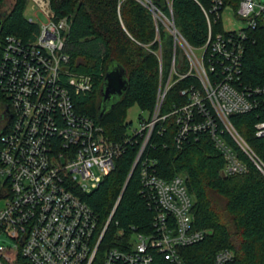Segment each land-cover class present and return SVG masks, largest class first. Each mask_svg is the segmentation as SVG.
Returning a JSON list of instances; mask_svg holds the SVG:
<instances>
[{
	"label": "built area",
	"instance_id": "2783aa9c",
	"mask_svg": "<svg viewBox=\"0 0 264 264\" xmlns=\"http://www.w3.org/2000/svg\"><path fill=\"white\" fill-rule=\"evenodd\" d=\"M27 2L46 21L37 23L33 40L24 42L9 35L3 43L0 90L10 106L2 109L7 116L0 126V200L4 202L0 264H192L187 249L208 235L195 227L194 197L186 176H159L157 161L146 156V150L157 126L162 124L158 132L162 134L167 120L174 118L177 147L208 136L225 160L222 176L249 173L241 154L264 174V163L231 120L259 107L264 94V87L242 81L245 32L264 19V4L237 0L236 13L246 27L215 35L210 14L222 19L225 7L234 4L212 0L209 11L202 7L209 33L200 47L192 46L179 32L173 14L167 17L151 7L155 20L174 39L171 70L167 79L161 74L152 115L141 121L139 129H129L124 141L113 142L101 124L76 109L74 94L92 92L93 79L69 70L65 53L69 19L55 16L51 0ZM179 55L188 63L183 73L177 69ZM186 79L191 83L180 91L184 103L173 104L162 115L170 90ZM255 129L256 136L264 139V121ZM129 147H138L130 176L139 167L140 193L154 208V220L147 232L130 230L125 235L119 231L120 245L101 256L102 242L121 198L102 231L98 215L84 198L100 187ZM212 264L238 262L233 250L222 249Z\"/></svg>",
	"mask_w": 264,
	"mask_h": 264
},
{
	"label": "trees",
	"instance_id": "16d2710c",
	"mask_svg": "<svg viewBox=\"0 0 264 264\" xmlns=\"http://www.w3.org/2000/svg\"><path fill=\"white\" fill-rule=\"evenodd\" d=\"M4 1L0 0V9ZM149 1L151 4L145 5L138 0H51L55 16L68 18L70 22L65 45L70 72L93 79L92 92L74 94L76 109L101 124L113 142L125 140L131 124L127 122V112L132 106L137 104L152 115L161 74L167 79L171 70L174 39L164 24L155 20L151 7L167 17L173 14L176 28L192 46H203L208 39V23L202 7L209 11L212 0ZM226 1H232L237 8V0ZM26 4L27 0H16L10 11H0L3 17L0 63L6 36L13 35L29 42L38 32V24L24 15ZM210 18L213 33H225L222 19L216 20L213 14ZM245 33L242 81L251 87H264V19ZM180 59L181 55L178 62ZM111 61L125 68L129 89L99 119L101 90ZM179 63L178 71L186 72V60L183 58ZM190 83L191 79H186L172 87L162 115L169 113L173 104L184 103L180 91ZM259 102L260 106L253 111L235 115L231 120L264 163V139L256 136L255 129L256 124L264 121V94ZM8 106L9 100L0 90V109ZM160 125L145 155L157 161V173L164 179L178 174L186 176L189 193L194 197L195 227L208 235L205 241L187 249L192 264H212L216 253L222 249L233 250L238 264H264L263 172L241 154L249 165V173L224 177L220 171L225 160L208 136L178 148L174 118L167 120V130L162 134L158 133ZM137 152L138 147H129L116 159L115 170L100 187L85 195V201L99 217L101 231L121 198L102 242L101 256L108 248L120 245L119 231L127 235L130 230L147 232L152 227L155 210L140 193L139 167L129 180Z\"/></svg>",
	"mask_w": 264,
	"mask_h": 264
},
{
	"label": "rangeland",
	"instance_id": "374dc122",
	"mask_svg": "<svg viewBox=\"0 0 264 264\" xmlns=\"http://www.w3.org/2000/svg\"><path fill=\"white\" fill-rule=\"evenodd\" d=\"M257 3H263L264 0H255ZM16 0H5L4 4L2 5L0 11H10ZM146 2V1H145ZM257 11L259 9L257 8ZM24 15L27 19L34 21L35 23L42 24L46 21L45 17L39 13L37 9H33L32 4L30 2H27ZM167 22V20H165ZM222 25L226 32L229 31H238L240 29H243L246 27V23L237 15L236 9L234 5H228L225 7L224 11L222 12ZM183 58L181 55V59L179 62H182ZM178 62L177 69H179L180 63ZM117 99L114 98L113 102H115ZM111 106L109 105V108ZM150 117V112L147 110L141 109L137 104L132 106L128 112H127V122H130L129 129L135 130L139 129L140 123L143 119L147 120ZM4 202L0 200V210L3 207Z\"/></svg>",
	"mask_w": 264,
	"mask_h": 264
},
{
	"label": "water",
	"instance_id": "95a60500",
	"mask_svg": "<svg viewBox=\"0 0 264 264\" xmlns=\"http://www.w3.org/2000/svg\"><path fill=\"white\" fill-rule=\"evenodd\" d=\"M2 28L3 17L0 14V33L2 31ZM128 89L129 80L125 68L122 65L116 63L115 61H111L106 68L103 86L101 90L102 102L99 119L102 118L105 111L109 108V105L112 106L114 103H116L121 97H123V95L127 92ZM114 98L117 99L115 102H113ZM132 175L133 173L129 177V180Z\"/></svg>",
	"mask_w": 264,
	"mask_h": 264
},
{
	"label": "flooded vegetation",
	"instance_id": "af4514ba",
	"mask_svg": "<svg viewBox=\"0 0 264 264\" xmlns=\"http://www.w3.org/2000/svg\"><path fill=\"white\" fill-rule=\"evenodd\" d=\"M7 114L4 112V110L0 109V126L4 123L6 120Z\"/></svg>",
	"mask_w": 264,
	"mask_h": 264
}]
</instances>
